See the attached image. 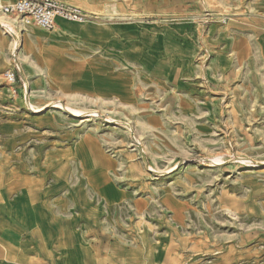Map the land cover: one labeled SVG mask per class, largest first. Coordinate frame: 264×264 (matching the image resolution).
Instances as JSON below:
<instances>
[{"label":"rangeland","instance_id":"1","mask_svg":"<svg viewBox=\"0 0 264 264\" xmlns=\"http://www.w3.org/2000/svg\"><path fill=\"white\" fill-rule=\"evenodd\" d=\"M56 1L89 17L46 32L0 13V203L37 184L93 185L104 212L90 264H264V216L236 202L264 185V0ZM38 39L60 49L52 68L36 65ZM84 136L92 148L75 145ZM11 211L36 234L26 203ZM59 241L70 256L66 228Z\"/></svg>","mask_w":264,"mask_h":264},{"label":"crops","instance_id":"2","mask_svg":"<svg viewBox=\"0 0 264 264\" xmlns=\"http://www.w3.org/2000/svg\"><path fill=\"white\" fill-rule=\"evenodd\" d=\"M14 1L7 0L6 4L13 3ZM59 21H57V24ZM60 26L68 33H71V35L79 38H88L82 37V33L75 29ZM95 27H91L92 29L90 28V31L86 33L97 36L98 31ZM27 36L30 39V36ZM55 36L59 37L57 34ZM55 42L52 39L50 43L43 45L38 39L37 45H39V48L35 54V61L38 67L43 65L50 68L53 67L57 56L61 54ZM32 44L33 42L31 41ZM31 45L29 50H31ZM23 52L27 51L24 50ZM0 54L2 53L0 52ZM51 60L52 63H50ZM80 83L89 85V91H95L101 85L95 80L87 79ZM120 89L121 93H123L122 91H125L124 94L128 92L127 85L121 86ZM85 142H87L89 148H92L90 140L85 136L82 140H78L75 145ZM55 153V150L51 152L49 158L51 159L52 157L54 159ZM70 159L73 162L75 160L76 167L80 168V174L87 179V175L77 160L68 157V162ZM99 163L101 164V162ZM101 166L103 165L101 164ZM20 172H22V169ZM100 172L104 177V169ZM70 189H72L71 194H74V196H71L69 193ZM93 191L97 192L91 184L87 186L71 185L69 188L64 187L59 190L52 188L51 185L37 184L25 191H6L7 201L0 203V264H66L70 260L72 264H90L93 246L95 247L96 245L95 241H100V239H97L100 236L95 233L93 227H96L95 224L99 220V216L104 212L102 205L92 204L91 195ZM22 194L26 195L27 198L29 196L31 201L29 203L26 202L23 196H19ZM105 194L109 202L115 201L119 197L116 190L111 189L109 186L105 190ZM234 198L229 192L222 193L220 196V202H222L223 207L231 213L236 211L234 210ZM15 200L22 201L31 208V218L37 227L36 234H34V230L29 225L17 220L11 211ZM81 200L89 207H95L98 210V216L94 220L89 221L79 215L76 203ZM103 201L107 203V201ZM164 202L169 203V199L166 198ZM236 202L241 206L238 211L243 215L250 218L264 216V185L262 186L258 183L252 184L249 187L248 194ZM65 228L69 236V248L71 250V255L68 257L63 253L59 245L60 232ZM93 243L95 244L93 245Z\"/></svg>","mask_w":264,"mask_h":264},{"label":"built area","instance_id":"3","mask_svg":"<svg viewBox=\"0 0 264 264\" xmlns=\"http://www.w3.org/2000/svg\"><path fill=\"white\" fill-rule=\"evenodd\" d=\"M0 13L19 27H34L46 32L55 29L58 20L81 23L89 17L83 10L56 0H15L1 5ZM17 70V62L13 60L10 69L4 73L3 79L10 87L15 84Z\"/></svg>","mask_w":264,"mask_h":264},{"label":"bare ground","instance_id":"4","mask_svg":"<svg viewBox=\"0 0 264 264\" xmlns=\"http://www.w3.org/2000/svg\"><path fill=\"white\" fill-rule=\"evenodd\" d=\"M84 21H85V20H84ZM84 21H83V22H84ZM81 23H82V22H81ZM0 26L3 27L4 25H3V24H0ZM3 29H5V27H3ZM6 32H7L8 34H12V31H10V32H9V31H6Z\"/></svg>","mask_w":264,"mask_h":264}]
</instances>
